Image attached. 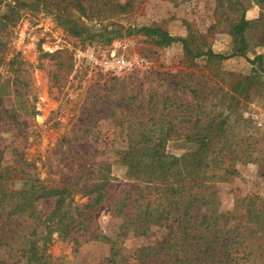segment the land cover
I'll use <instances>...</instances> for the list:
<instances>
[{"label": "rangeland", "instance_id": "rangeland-1", "mask_svg": "<svg viewBox=\"0 0 264 264\" xmlns=\"http://www.w3.org/2000/svg\"><path fill=\"white\" fill-rule=\"evenodd\" d=\"M95 1L94 17L82 21L95 32L107 27L123 35L110 42L92 33L73 36L55 6L0 0V189H22L27 174L53 186L76 170L90 179L106 176L112 194L136 188L141 184L123 162L130 122L122 108L142 99L154 111L168 96L167 109L178 112L164 119L178 135L164 151L186 156L204 141L207 159L221 162L213 172L220 209L232 210L241 197L264 211V74H255L243 56L194 59L180 42L127 33L159 27L194 50L228 56L239 46L230 30L244 14L246 55L254 59L264 56V0H115L129 4L98 13ZM91 197L76 192L72 204L83 206ZM53 205V198L39 202L45 214ZM94 216L100 239L76 245L54 236L49 264H124L111 261L115 252L116 260L123 253L131 263L134 251L152 240L123 235L112 204ZM21 247L0 248L1 264H26L16 251Z\"/></svg>", "mask_w": 264, "mask_h": 264}, {"label": "trees", "instance_id": "trees-1", "mask_svg": "<svg viewBox=\"0 0 264 264\" xmlns=\"http://www.w3.org/2000/svg\"><path fill=\"white\" fill-rule=\"evenodd\" d=\"M15 1L25 5L35 2L55 6L59 10L58 18L67 24L73 36L92 33V37L100 35L110 42L117 34H124L122 30H107V27L95 32L82 21L94 17L92 0ZM95 2L97 13L105 6L121 10L123 5L129 4L121 5L115 0ZM249 26L250 21L244 14L233 24L230 34L239 46L228 56L211 48L194 50L187 39L174 37L159 27H135L127 33L146 35L159 44L180 42L186 54L194 59L243 56L254 66L255 74H264V56L257 55L251 59L246 55ZM163 99L165 101L154 111L151 100L145 102L142 99L137 105L122 108L125 120L130 122L127 125L129 142L123 162L129 166L130 175L141 185L130 191L112 194L110 179L106 176L90 179V174L83 171L76 170L71 178L53 186L37 183L31 174L24 175L25 186L22 189H0V248H14L20 243L22 247L16 251L21 252L26 264H49L51 255L48 250L55 237L76 245L100 239L93 226L94 213L97 208L112 204L113 212L122 217L120 229L123 235L131 233L134 237L152 239L134 251L131 263L123 253L116 260V252L111 259L113 263L264 264L263 207L257 201L245 204L247 199L240 197L232 210L220 209L216 189L218 176L213 172L221 162L207 159L204 154L207 144L204 141L200 142L195 153L186 156L178 157L164 151L165 142L178 135V129L171 120L164 118L170 113H177L178 109H167L170 99L168 96H163ZM197 128L195 121L192 129ZM155 134L157 138L153 141ZM76 192L92 196L91 200L83 206H73V194ZM49 198L54 199V205L45 214L39 208V202ZM1 263L4 261L0 260Z\"/></svg>", "mask_w": 264, "mask_h": 264}]
</instances>
